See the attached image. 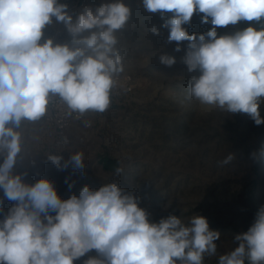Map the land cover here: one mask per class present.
Masks as SVG:
<instances>
[{
	"label": "clouds",
	"instance_id": "obj_1",
	"mask_svg": "<svg viewBox=\"0 0 264 264\" xmlns=\"http://www.w3.org/2000/svg\"><path fill=\"white\" fill-rule=\"evenodd\" d=\"M148 13H172L164 19L167 42L188 41L183 62L199 71L187 84V98L230 114L245 113L257 126L264 124V0H142ZM194 13L213 26L203 34H189ZM132 9L124 0H108L70 13L60 0H0V189L16 202L0 220V264H74L95 250L83 264H203L215 256L220 233L205 217L194 215L185 224L176 215L152 223L138 207V197L117 182L98 190L84 186L79 196L62 200L47 179L27 184L13 170L22 151L19 129L48 111L53 97L68 114L105 112L111 92L123 72L117 33L130 21ZM63 23L71 43L43 39L46 26ZM209 18L210 21H209ZM255 22L231 35H217V27ZM256 25H259L257 27ZM159 35L156 27L150 29ZM171 67L174 56L162 54ZM47 159L64 170L70 162L83 170L80 152L61 164L62 156ZM234 159L229 154L220 163ZM116 174L122 173L117 168ZM3 201L0 200V205ZM2 210V209H0ZM54 212L55 215L50 213ZM237 246L218 258V264H264V206L246 232L236 235Z\"/></svg>",
	"mask_w": 264,
	"mask_h": 264
},
{
	"label": "rangeland",
	"instance_id": "obj_2",
	"mask_svg": "<svg viewBox=\"0 0 264 264\" xmlns=\"http://www.w3.org/2000/svg\"><path fill=\"white\" fill-rule=\"evenodd\" d=\"M70 13L85 6L96 7L108 0H60ZM132 9L130 21L117 33L123 72L135 77V88L128 99L114 102L103 112L88 111L90 125L75 124L56 129L42 118L24 121L19 129L22 151L14 168L22 179L35 184L51 181L62 200L79 196L84 186L98 190L103 184L117 182L126 192L138 197L152 223L176 215L185 224L194 215L207 219L209 228L220 233L215 256L205 255L203 264H218L220 255L233 250L234 237L246 232L264 206V124L257 126L245 113L230 114L214 106L201 105L187 98V84L199 71L189 72L183 62L188 41L167 42L169 29L163 28L160 13H148L142 0H124ZM203 13H194L188 33L203 34L213 26L202 24ZM211 18H209L210 21ZM255 22L217 27V35H231ZM259 27V25H256ZM156 27L160 34L150 31ZM49 34L72 37L63 23L46 26ZM174 56L171 67L160 56ZM259 112L264 118V102ZM83 154L85 167L76 169L70 162L58 170L48 155L62 156L61 164L72 154ZM229 154L234 159L220 162ZM3 158L0 157V163ZM121 168L122 173L116 174ZM0 220L15 204L0 189ZM55 215L54 212L50 213ZM97 253L92 250L74 261L83 264ZM247 264V261H246Z\"/></svg>",
	"mask_w": 264,
	"mask_h": 264
},
{
	"label": "built area",
	"instance_id": "obj_3",
	"mask_svg": "<svg viewBox=\"0 0 264 264\" xmlns=\"http://www.w3.org/2000/svg\"><path fill=\"white\" fill-rule=\"evenodd\" d=\"M47 38H52L55 43H70L65 36L59 34H49L46 39ZM134 83L135 77L132 73H120L117 77V85L111 92L110 105L114 102H125L135 88ZM68 112L69 110L67 106L59 100V98L53 97L49 104L47 114L42 119L60 130L75 124L90 125L91 120L89 112H86L83 115H80L79 113H72L69 115Z\"/></svg>",
	"mask_w": 264,
	"mask_h": 264
}]
</instances>
